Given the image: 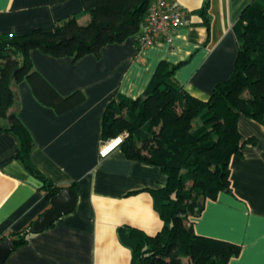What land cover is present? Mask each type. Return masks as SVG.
I'll return each instance as SVG.
<instances>
[{
  "label": "crops",
  "instance_id": "crops-1",
  "mask_svg": "<svg viewBox=\"0 0 264 264\" xmlns=\"http://www.w3.org/2000/svg\"><path fill=\"white\" fill-rule=\"evenodd\" d=\"M185 11V23L171 44L158 41L139 51L133 41L108 45L100 57L73 63L34 50L33 68L63 98L76 91L84 102L57 115L35 98L26 81L13 85L17 115L34 146L29 160L54 184L76 182L77 203L43 232L32 234L4 264H131L132 251L119 235L132 227L147 235L162 229L149 190L163 187L158 167L130 161L117 148L101 158V118L115 93L143 96L160 62L179 65L175 79L196 98L207 99L227 80L237 56L234 26L256 0H166ZM209 1L210 32L195 12ZM87 17L82 0H0V35L51 31L56 23ZM3 124V120H0ZM238 131L245 146L230 163L232 193H221L194 219L195 232L241 246L229 264H264V126L240 115ZM18 139L0 133V241L34 223L50 208L38 184L14 159Z\"/></svg>",
  "mask_w": 264,
  "mask_h": 264
},
{
  "label": "trees",
  "instance_id": "trees-1",
  "mask_svg": "<svg viewBox=\"0 0 264 264\" xmlns=\"http://www.w3.org/2000/svg\"><path fill=\"white\" fill-rule=\"evenodd\" d=\"M154 0H82L85 24L69 17L53 30L34 29L23 35H0V133L18 139L14 159L19 161L50 200L65 188L76 194V182L68 187L54 184L29 160L33 140L15 113L13 85L26 81L41 105L66 113L84 102L76 91L63 98L34 70L30 53L73 63L94 55L108 45L128 39L137 50L145 17ZM209 1L195 13L210 32ZM237 56L230 77L214 86L210 96L199 99L180 86L179 65L159 63L143 96L131 99L113 94L101 118L100 141L104 145L122 137L117 148L130 161L158 167L166 177L163 187L149 190L162 229L151 236L124 226L119 235L132 251L131 264H229L241 246L200 236L194 219L207 202L221 193L231 194L230 163L245 142L237 127L244 115L264 126V0L247 5L234 26ZM14 72L13 76L12 73ZM190 185V186H188ZM32 224L9 235L13 248L27 244ZM53 224L50 226L52 227Z\"/></svg>",
  "mask_w": 264,
  "mask_h": 264
},
{
  "label": "built area",
  "instance_id": "built-area-1",
  "mask_svg": "<svg viewBox=\"0 0 264 264\" xmlns=\"http://www.w3.org/2000/svg\"><path fill=\"white\" fill-rule=\"evenodd\" d=\"M184 18L185 11L175 3L166 0H154L148 7L145 28L138 38L139 51L155 45L158 41L171 44L179 28L185 23ZM122 139L119 137L104 144L102 150L99 151V156L101 158L106 157L109 153L106 147L113 144L112 148H115Z\"/></svg>",
  "mask_w": 264,
  "mask_h": 264
},
{
  "label": "water",
  "instance_id": "water-1",
  "mask_svg": "<svg viewBox=\"0 0 264 264\" xmlns=\"http://www.w3.org/2000/svg\"><path fill=\"white\" fill-rule=\"evenodd\" d=\"M14 72L12 73L13 76ZM50 208L46 210L32 225V232L39 233L48 229L60 218L74 212L77 196L70 188H65L50 200ZM12 242L8 238L0 241V264L13 252Z\"/></svg>",
  "mask_w": 264,
  "mask_h": 264
},
{
  "label": "rangeland",
  "instance_id": "rangeland-1",
  "mask_svg": "<svg viewBox=\"0 0 264 264\" xmlns=\"http://www.w3.org/2000/svg\"><path fill=\"white\" fill-rule=\"evenodd\" d=\"M261 1H262V0H256V2H261ZM87 19H88V17H85V19L80 20V23H81V24H85L86 21H87ZM188 186H190V185H188Z\"/></svg>",
  "mask_w": 264,
  "mask_h": 264
},
{
  "label": "bare ground",
  "instance_id": "bare-ground-1",
  "mask_svg": "<svg viewBox=\"0 0 264 264\" xmlns=\"http://www.w3.org/2000/svg\"><path fill=\"white\" fill-rule=\"evenodd\" d=\"M113 144L110 145V147H106V149L110 152L113 148H112Z\"/></svg>",
  "mask_w": 264,
  "mask_h": 264
}]
</instances>
